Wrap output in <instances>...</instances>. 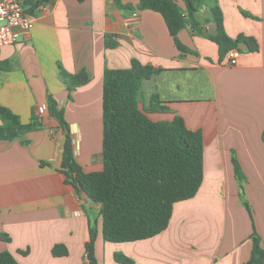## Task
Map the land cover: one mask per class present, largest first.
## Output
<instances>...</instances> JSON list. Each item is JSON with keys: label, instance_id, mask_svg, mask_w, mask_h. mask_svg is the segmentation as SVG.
<instances>
[{"label": "crops", "instance_id": "1", "mask_svg": "<svg viewBox=\"0 0 264 264\" xmlns=\"http://www.w3.org/2000/svg\"><path fill=\"white\" fill-rule=\"evenodd\" d=\"M28 1L21 0L34 17L33 28L15 45L0 47V62L11 64L10 71L0 70V106L21 124L35 120L39 127L0 141V252L8 251L18 264H88L91 223L97 264H120L115 254L132 264H245L253 226L264 247V0H218L226 35L250 36L259 45L257 52L241 51L233 66L226 56L219 61L206 32L194 34L189 26L177 38L190 52L178 50L154 11L118 8L114 0H48L37 7ZM120 2L135 6L138 0ZM133 11L138 19L127 24ZM198 17L206 19L207 11ZM202 26L213 28L203 21ZM132 60L157 70L138 90L146 116L152 121L178 116L188 129L202 132L203 179L194 197L174 204L161 233L109 243L101 235L99 205L66 184L58 170L67 133L82 169H102L103 73L128 69ZM62 70L85 71L89 80L69 89ZM49 99L62 109L68 132L49 115ZM152 102L168 110L152 111ZM232 151L248 179L243 202L251 206L253 222L240 202ZM56 245L67 255L54 256Z\"/></svg>", "mask_w": 264, "mask_h": 264}, {"label": "trees", "instance_id": "2", "mask_svg": "<svg viewBox=\"0 0 264 264\" xmlns=\"http://www.w3.org/2000/svg\"><path fill=\"white\" fill-rule=\"evenodd\" d=\"M48 0H29L32 7L44 5ZM180 7L174 0H138L135 6L122 5L114 0L118 8L128 10H150L159 13L178 50L188 53L178 40L180 30L189 26L194 34L206 32L207 39L218 48L219 61L232 49L243 44L248 52H257L258 42L250 36L239 35L232 39L223 28V15L218 0H181ZM208 17L203 22L212 23L207 30L198 17L201 10ZM108 47L113 43L107 42ZM239 50V49H238ZM240 51V50H239ZM241 52V51H240ZM9 61L0 62V70L10 71ZM157 73L150 67L131 61L128 69H107L103 73L102 87V169L85 172L76 162L69 133L65 134L59 172L64 182L76 192L99 205L101 235L105 242L129 243L152 238L165 230L177 202L194 197L203 179V137L200 130H190L181 117L171 121H152L138 106L137 96L142 81ZM69 89L84 85L88 80L85 71L69 75L60 72ZM152 111H167L156 107ZM48 113L60 128L69 129L62 109L52 99L48 101ZM0 141L19 138L39 127L33 120L21 124L19 118L7 108L0 106ZM234 174L241 178L239 165L232 154ZM240 176V177H239ZM6 240V235L1 236ZM96 228L89 225V239L85 244L88 264H97L94 256ZM252 250L245 264H264V247L255 231L251 235ZM8 241V239H7ZM25 254V252H21ZM54 256H65L62 245L52 249ZM114 260L120 264L133 262L121 254ZM0 264H18L8 251L0 252Z\"/></svg>", "mask_w": 264, "mask_h": 264}, {"label": "built area", "instance_id": "3", "mask_svg": "<svg viewBox=\"0 0 264 264\" xmlns=\"http://www.w3.org/2000/svg\"><path fill=\"white\" fill-rule=\"evenodd\" d=\"M138 11H133L127 24L136 22ZM34 17L26 13L21 0H0V47L15 45L21 35L33 28ZM240 57L238 49L226 55V64L233 66Z\"/></svg>", "mask_w": 264, "mask_h": 264}, {"label": "rangeland", "instance_id": "4", "mask_svg": "<svg viewBox=\"0 0 264 264\" xmlns=\"http://www.w3.org/2000/svg\"><path fill=\"white\" fill-rule=\"evenodd\" d=\"M78 140H79V137L77 138ZM261 141H262V143L264 144V133H262L261 134ZM79 142H80V140H79ZM96 147H98V140L96 141ZM234 154H235V158H236V160H237V163H238V165H239V169H240V172H241V174H240V176H241V178L242 179H240V178H237L236 176V179H237V182H238V184H239V186H238V192H239V194H240V202H241V204H242V206H244V209L246 208V210H247V212H248V214H249V217H250V219H251V221L253 222V218H251L252 217V209H251V206L245 201V202H243L244 200V198H246V193H245V186H246V184L248 183V179H247V176H246V174L243 172V170H242V168H241V164H240V162H239V160L237 159V157H236V153H235V151H232ZM232 157H233V155L231 156V161H232ZM232 166H234L233 164H232ZM233 171H234V167H233ZM235 175V174H234ZM239 176V177H240ZM178 219V218H177ZM176 219V220H177ZM108 246V245H107ZM112 246H118V245H116V244H112ZM113 249V248H112ZM108 253H110V250L108 249V247H107V249H106V254H108Z\"/></svg>", "mask_w": 264, "mask_h": 264}, {"label": "water", "instance_id": "5", "mask_svg": "<svg viewBox=\"0 0 264 264\" xmlns=\"http://www.w3.org/2000/svg\"><path fill=\"white\" fill-rule=\"evenodd\" d=\"M204 36H206V33L203 34ZM238 49L240 51H245L246 50V47L243 45V44H239L238 45ZM68 132V130L65 129V133Z\"/></svg>", "mask_w": 264, "mask_h": 264}]
</instances>
